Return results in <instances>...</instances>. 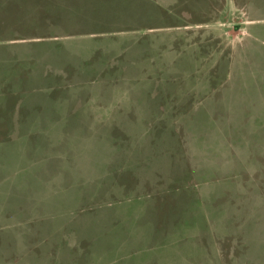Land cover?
<instances>
[{
	"label": "rangeland",
	"instance_id": "rangeland-1",
	"mask_svg": "<svg viewBox=\"0 0 264 264\" xmlns=\"http://www.w3.org/2000/svg\"><path fill=\"white\" fill-rule=\"evenodd\" d=\"M46 3L0 0V264H264V13Z\"/></svg>",
	"mask_w": 264,
	"mask_h": 264
},
{
	"label": "crops",
	"instance_id": "crops-1",
	"mask_svg": "<svg viewBox=\"0 0 264 264\" xmlns=\"http://www.w3.org/2000/svg\"><path fill=\"white\" fill-rule=\"evenodd\" d=\"M180 1V7L179 9H186L188 10V12H195L197 14H205V15H212L214 14V11H213V7H214V4H215V0H179ZM249 0H231L232 2V5L234 6V8L236 9V13L238 12H242L243 14H245L247 10V4ZM33 4V2L31 3V5ZM155 4V3H153ZM231 4V3H230ZM252 6H253V13H255L254 15L255 16H258L256 14V12L260 11V13H264V0H253V3H251ZM80 3L79 4H71L70 3V0H47V3H46V8L48 9V13H49V16H58V20L56 21L57 23V27H54L56 30H58L59 33H64L63 35H66V36H71L69 34H67L68 32L66 31V28H67V22H70L72 20H70L69 18L70 17H73V16H79V15H82L83 13H81L79 10H77V8L79 7ZM158 5V4H157ZM251 5H248L249 8H252ZM36 7H30V12H32ZM177 8V6H176ZM79 9V8H78ZM94 16H96V18H98V15L96 13L93 14ZM260 15V14H259ZM48 21L51 20V18L47 19ZM256 20V19H255ZM73 22V21H72ZM75 22H77V20L75 19ZM248 23L249 22H252V20H248L247 21ZM195 23V22H194ZM197 23H200V22H196ZM92 25H96L94 23H90ZM201 24H203V22H201ZM205 24V23H204ZM73 28V31H74V35L73 36H83V35H88V34H92V35H97L98 31H95V30H92V29H87L89 28L90 26H79L77 24H70ZM87 27V28H85ZM104 60V59H103ZM114 62H117L115 59H110ZM105 62V61H103ZM102 62V63H103ZM113 62V63H114ZM117 68H114L112 66H109V67H105V68H98L96 65L93 66V67H90V71L91 73L93 72H104V71H114L116 70ZM121 70V69H119ZM96 75V74H95ZM264 124L262 123H258L257 124V127L259 128V130L261 129H264V128H261V127H264L263 126ZM262 143L264 144V141H262Z\"/></svg>",
	"mask_w": 264,
	"mask_h": 264
}]
</instances>
